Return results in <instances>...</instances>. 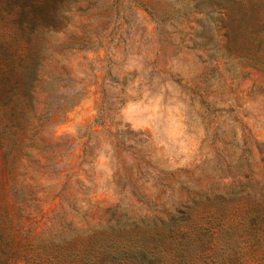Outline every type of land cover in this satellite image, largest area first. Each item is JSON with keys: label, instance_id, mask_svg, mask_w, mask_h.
<instances>
[{"label": "rangeland", "instance_id": "obj_1", "mask_svg": "<svg viewBox=\"0 0 264 264\" xmlns=\"http://www.w3.org/2000/svg\"><path fill=\"white\" fill-rule=\"evenodd\" d=\"M0 264H264V0H0Z\"/></svg>", "mask_w": 264, "mask_h": 264}]
</instances>
